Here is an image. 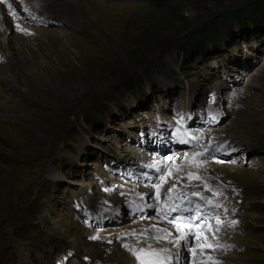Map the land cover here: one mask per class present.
<instances>
[{
    "label": "rangeland",
    "instance_id": "1",
    "mask_svg": "<svg viewBox=\"0 0 264 264\" xmlns=\"http://www.w3.org/2000/svg\"><path fill=\"white\" fill-rule=\"evenodd\" d=\"M30 1H0V264H119L120 236L184 224L156 196L187 171L220 211L197 261L264 264V0Z\"/></svg>",
    "mask_w": 264,
    "mask_h": 264
},
{
    "label": "bare ground",
    "instance_id": "2",
    "mask_svg": "<svg viewBox=\"0 0 264 264\" xmlns=\"http://www.w3.org/2000/svg\"><path fill=\"white\" fill-rule=\"evenodd\" d=\"M1 1V0H0ZM21 1L19 4V10L25 11L28 15H33L34 20H41L44 18V11L48 5L40 4V9L35 7L33 3H31L30 0H19ZM13 4L16 5L15 2ZM12 4V5H13ZM1 8H4L1 6ZM55 18V17H53ZM57 21H59V17H56ZM62 18V17H61ZM60 18V20H61ZM235 140H231L226 146L220 147V148H226L227 151H232L235 147ZM219 149V148H215ZM215 150L213 152H215ZM220 150V149H219ZM218 150V151H219ZM222 151L227 152L225 149ZM220 156L222 158L229 157L232 154H224L223 152H220ZM190 175V172H185V175L181 178L174 179L171 185V189L167 191L166 194L162 196L161 193H159L156 196V199L158 201L157 205V213L159 214L160 218L164 216H171V212L173 211V206L179 202V200H183L188 197H194L198 198L200 202H202L206 207L210 208L213 207V204L215 203L214 196H216L215 193H213V187L212 185H209V182H206V184H197L199 182V179H196L194 181L188 180V176ZM170 176H168L169 178ZM193 178H196V175H193ZM190 185L196 190V193H191ZM189 188V190H187ZM158 193V188L154 189ZM175 191V192H174ZM174 192V197L177 198L175 200L169 198V195H172ZM120 193V192H118ZM167 195L168 199H163ZM180 197V198H178ZM126 200L128 203L126 204L128 208L129 206H136V207H145L144 198L142 196L136 195L135 197H131L130 195L126 197H117L113 201L116 202V207L121 205L122 201ZM219 200V199H218ZM224 202H222L225 205L227 204L226 199H222ZM156 203V202H154ZM224 207V205L220 206ZM171 208V209H169ZM190 207L185 205L183 208H181V211H176V213H183L186 214L187 210ZM131 209V208H130ZM169 210V211H168ZM209 222L207 221V224ZM150 225H148L149 227ZM168 226L164 225V228L168 230H161L159 228L149 227V229L143 228L140 232H142V235L131 237V238H123L124 235L120 236V240L124 245H128L129 247L133 249H144L143 252L140 253L141 260L143 262L137 261L132 253L126 248H120L116 247V258H120L121 263L119 264H148V262H153L150 264H183V256L186 251H189L191 254H193L195 259L192 261L191 264H203L199 261H197V253H202L204 255V262H208V255L205 253L208 249L210 250L209 246H207V235L205 234L204 230L201 229L200 225L198 224H190L184 223L180 224L173 228H167ZM170 229V231H169ZM196 231L194 233V240L191 244L183 245V241L186 238H189L193 233V231ZM198 237V238H197ZM141 240V241H140ZM132 246L131 244H134ZM151 245V248L148 246ZM130 252V253H129ZM202 254L199 255V257H202ZM80 261L78 260H72L69 261L67 264H79ZM113 264V263H112Z\"/></svg>",
    "mask_w": 264,
    "mask_h": 264
},
{
    "label": "snow or ice",
    "instance_id": "3",
    "mask_svg": "<svg viewBox=\"0 0 264 264\" xmlns=\"http://www.w3.org/2000/svg\"><path fill=\"white\" fill-rule=\"evenodd\" d=\"M235 223V222H234ZM92 239H97V237H92ZM125 248H127L133 255V257L137 260L140 261L141 260V256L140 253L144 251V249H133L131 247H129L128 245H124ZM149 248H151V245L148 246Z\"/></svg>",
    "mask_w": 264,
    "mask_h": 264
},
{
    "label": "trees",
    "instance_id": "4",
    "mask_svg": "<svg viewBox=\"0 0 264 264\" xmlns=\"http://www.w3.org/2000/svg\"><path fill=\"white\" fill-rule=\"evenodd\" d=\"M253 15V18H255V20H259L262 19V17H264V8L263 9H259L257 10Z\"/></svg>",
    "mask_w": 264,
    "mask_h": 264
}]
</instances>
